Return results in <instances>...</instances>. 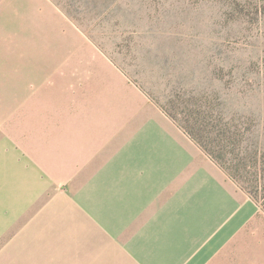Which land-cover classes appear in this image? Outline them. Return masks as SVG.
Masks as SVG:
<instances>
[{"label": "rangeland", "instance_id": "374dc122", "mask_svg": "<svg viewBox=\"0 0 264 264\" xmlns=\"http://www.w3.org/2000/svg\"><path fill=\"white\" fill-rule=\"evenodd\" d=\"M28 83L58 91L63 118L68 113L43 152H68L74 136L85 135H74L72 116L92 103L99 115L113 109L130 121L119 129L100 117L75 125L91 134L110 126L113 147L138 123L155 122L217 164L183 130L184 120L219 133L212 144L243 159V183L217 165L257 211L205 264H264V0H0V103ZM36 246L40 256L46 247Z\"/></svg>", "mask_w": 264, "mask_h": 264}, {"label": "crops", "instance_id": "0c3cea01", "mask_svg": "<svg viewBox=\"0 0 264 264\" xmlns=\"http://www.w3.org/2000/svg\"><path fill=\"white\" fill-rule=\"evenodd\" d=\"M8 92L0 103V237L8 236L0 264H205L257 211L171 127L137 122L114 147L110 126L108 134L76 128L101 119L128 126L121 112L96 113V103L75 110L72 132L85 135L68 152H43L68 115L58 91L28 83Z\"/></svg>", "mask_w": 264, "mask_h": 264}, {"label": "trees", "instance_id": "16d2710c", "mask_svg": "<svg viewBox=\"0 0 264 264\" xmlns=\"http://www.w3.org/2000/svg\"><path fill=\"white\" fill-rule=\"evenodd\" d=\"M170 118L176 121V118L170 113H166ZM185 126H183V130L186 132V134L195 142L197 145L207 154L210 156L211 159H213L222 169L223 171L234 181L241 182V175L243 173L242 169L245 168L243 159L238 158L236 160H233L234 152H220V150H216L214 148V141L216 139H220V134H216L217 132L214 131H208L207 129L203 128V125L201 128H193L192 125L189 123V120L186 119ZM228 155V157H226ZM259 171H263V166L259 167ZM260 173H259V179H260ZM264 178V177H263ZM243 183V182H241ZM243 185V184H242ZM241 187L246 190L248 187ZM249 189V188H248ZM250 191V190H249Z\"/></svg>", "mask_w": 264, "mask_h": 264}]
</instances>
